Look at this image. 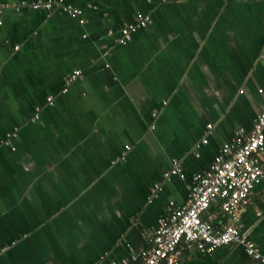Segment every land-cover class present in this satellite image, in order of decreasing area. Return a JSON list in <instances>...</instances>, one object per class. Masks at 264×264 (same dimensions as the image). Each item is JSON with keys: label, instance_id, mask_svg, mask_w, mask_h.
Listing matches in <instances>:
<instances>
[{"label": "crops", "instance_id": "1", "mask_svg": "<svg viewBox=\"0 0 264 264\" xmlns=\"http://www.w3.org/2000/svg\"><path fill=\"white\" fill-rule=\"evenodd\" d=\"M30 1L0 0V264H134L192 174L253 127L264 0H64L84 23ZM138 13L151 21L126 44L107 34ZM13 129L14 149L2 142ZM173 159L184 177L165 179ZM203 217L225 221L216 200ZM240 222L264 251V179ZM178 264L261 263L224 245L181 249Z\"/></svg>", "mask_w": 264, "mask_h": 264}, {"label": "built area", "instance_id": "2", "mask_svg": "<svg viewBox=\"0 0 264 264\" xmlns=\"http://www.w3.org/2000/svg\"><path fill=\"white\" fill-rule=\"evenodd\" d=\"M22 4L43 8L48 12L60 9L77 18L80 23L85 22L82 10L65 3L64 0H32ZM6 7L7 4L0 3V25ZM150 21L149 14L138 13L134 21L122 25L117 30L110 28L107 34L112 36L116 43L126 44L133 32L146 27ZM105 65L108 66V63ZM82 78L81 69L76 68L66 78L65 85ZM63 90L66 91V87ZM47 102H52L51 95L47 97ZM37 115L35 113L33 118ZM16 136L17 129L10 130L6 132L2 142L14 149L12 140ZM234 140L233 146L224 145L220 149L208 169L192 174V185L185 203L168 202L166 213L147 235L148 245L132 257L134 264H178L181 249L209 254L224 245H240L248 256L264 264V251L249 237V231L240 222V212L249 203L255 184L264 179V102L260 105L252 129L247 133L242 129L237 130ZM206 141V138L201 140L202 143ZM198 145L199 143L196 146ZM129 147L126 146V149ZM163 175L165 179L174 175L183 178L181 161L173 159L170 168ZM159 189L160 185L155 183L148 201L157 196ZM213 200L218 201L225 218L218 227L213 226L209 217H203Z\"/></svg>", "mask_w": 264, "mask_h": 264}]
</instances>
